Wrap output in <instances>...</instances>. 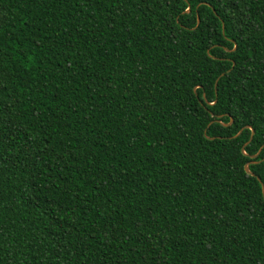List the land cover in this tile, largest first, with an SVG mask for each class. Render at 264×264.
<instances>
[{
  "label": "trees",
  "instance_id": "16d2710c",
  "mask_svg": "<svg viewBox=\"0 0 264 264\" xmlns=\"http://www.w3.org/2000/svg\"><path fill=\"white\" fill-rule=\"evenodd\" d=\"M262 185L264 0H0V264H264Z\"/></svg>",
  "mask_w": 264,
  "mask_h": 264
},
{
  "label": "water",
  "instance_id": "95a60500",
  "mask_svg": "<svg viewBox=\"0 0 264 264\" xmlns=\"http://www.w3.org/2000/svg\"><path fill=\"white\" fill-rule=\"evenodd\" d=\"M186 12H189V8L186 10ZM185 12V13H186ZM199 24H200V19L198 18V16H197V23H196V26H195V28H193L192 30H194V29H196L198 26H199ZM222 32H224V30L222 29ZM224 74H221L217 79H216V81H215V84H214V88H215V94H216V92H217V82H218V80H219V78L220 77H222ZM196 90V88H194V91ZM213 104V103H212ZM211 104V105H212ZM249 128V127H248ZM242 131V130H241ZM241 131L237 134V135H239L240 133H241ZM253 131H252V133H251V137H250V139L248 140V142L242 147V149H241V151H242V153H244V148H245V146L246 145H248L249 143H250V141H251V139H252V136H253ZM236 135V136H237ZM258 155L256 154V155H254V156H251V158L252 159H255L256 157H257ZM250 164V163H249ZM249 164H246L245 165V167H244V169H245V172L246 173H248V174H251L250 173V171H249ZM251 175H253V174H251ZM259 180V179H258ZM262 194H263V196H264V187H263V185H262Z\"/></svg>",
  "mask_w": 264,
  "mask_h": 264
}]
</instances>
